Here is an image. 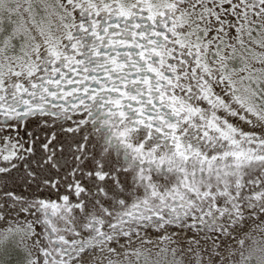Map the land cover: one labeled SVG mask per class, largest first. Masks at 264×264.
<instances>
[{
  "label": "snow or ice",
  "instance_id": "1",
  "mask_svg": "<svg viewBox=\"0 0 264 264\" xmlns=\"http://www.w3.org/2000/svg\"><path fill=\"white\" fill-rule=\"evenodd\" d=\"M0 264H264V0H0Z\"/></svg>",
  "mask_w": 264,
  "mask_h": 264
}]
</instances>
